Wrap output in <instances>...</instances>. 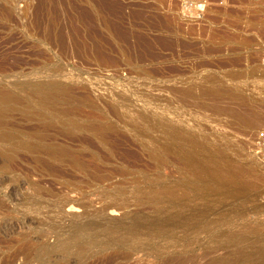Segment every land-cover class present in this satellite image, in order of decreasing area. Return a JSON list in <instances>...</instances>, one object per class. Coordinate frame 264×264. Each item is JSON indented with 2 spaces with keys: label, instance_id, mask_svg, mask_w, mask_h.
<instances>
[{
  "label": "rangeland",
  "instance_id": "rangeland-1",
  "mask_svg": "<svg viewBox=\"0 0 264 264\" xmlns=\"http://www.w3.org/2000/svg\"><path fill=\"white\" fill-rule=\"evenodd\" d=\"M41 1L0 0V264H264V0Z\"/></svg>",
  "mask_w": 264,
  "mask_h": 264
},
{
  "label": "bare ground",
  "instance_id": "bare-ground-1",
  "mask_svg": "<svg viewBox=\"0 0 264 264\" xmlns=\"http://www.w3.org/2000/svg\"><path fill=\"white\" fill-rule=\"evenodd\" d=\"M51 3H52V0H42L41 6H40L44 11L43 14L45 13L43 16H44V21L47 23V28L44 27V28H46L44 30H45V37L47 40H50L51 36H52V33H51L52 22L54 21V18L56 19L58 17L57 16L58 14L57 15L52 14L53 11L51 9H53V8H51V6L53 4H51ZM51 15L54 16V17H52L53 21L50 20ZM41 21H43V20H41ZM44 21H43V23H44ZM55 25H56V23L53 26H55ZM41 27H42V24H41ZM59 28H61V26ZM52 30H54V29H52ZM56 30H58V29H56ZM59 31L58 32L61 33V30H59ZM52 32L55 33V31H52ZM60 36L62 39V37H63L62 33L60 34ZM61 93H63V92H58L56 95H60ZM18 97L19 96H17V94L11 92L10 90L0 88V104L4 103L6 101H10L12 99H16ZM243 108H242V110H243ZM247 110H245V112H239V111H237V109H235V111H237V112H234L232 110L234 115H235V118L234 117H232V118H234V120L237 118L240 121V123L245 127L246 131L245 130L244 131L246 133H249V131H252V129L254 127H256L258 124L263 122V117L262 116L260 117V115L257 116L256 111H255V113H252L251 111H253V109L251 111H249V109H247ZM254 114H256V115H254ZM231 115H233V114L231 113ZM101 128H103V126L100 124H96L93 126V129L101 130ZM41 146L49 148L50 154H52V155L54 153H61L62 155H65L67 153L65 147L56 146V145H50V147H49V145H46L45 143L41 144ZM207 161H208L209 165L205 169H209L211 177L218 176V174L220 173L219 167L221 166V163L215 164L214 162H212L213 159L211 156L207 159ZM113 207L116 208V205H108L104 209H109V208H113ZM85 222H87V221H85ZM87 223H89V221ZM128 223H126V225ZM114 224L115 223H113V221L104 219L101 221L99 220L94 225H92V224L84 225L83 224L84 226H82V227H77V228L72 227L68 230V233L66 235L57 237L56 242L52 245H48L45 242H43L37 246V245H34V243L31 239H28V240L22 239L21 243H19V245H18V247L14 253V256L23 254V255H25V260L27 262H31L32 259H34V258L41 259L43 262L44 261L47 262V260L50 256V253L52 252V249H54V248H58V249H60L61 252L65 253V252H69L73 245L77 246L79 244L78 250L83 251L85 246L88 243H93V242L97 241V240H95V237L92 236L93 232H94L93 229L104 230V229H108L109 227L113 226ZM128 225H130L128 227L129 229H131L134 226L133 222L128 224ZM7 263L9 264V263H11V261L8 260Z\"/></svg>",
  "mask_w": 264,
  "mask_h": 264
},
{
  "label": "built area",
  "instance_id": "built-area-1",
  "mask_svg": "<svg viewBox=\"0 0 264 264\" xmlns=\"http://www.w3.org/2000/svg\"><path fill=\"white\" fill-rule=\"evenodd\" d=\"M251 150L264 163V130L257 132L252 137Z\"/></svg>",
  "mask_w": 264,
  "mask_h": 264
}]
</instances>
